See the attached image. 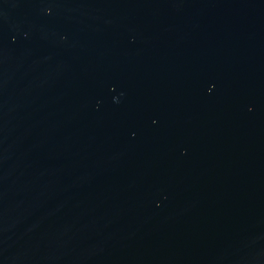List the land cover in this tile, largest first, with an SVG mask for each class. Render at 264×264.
I'll list each match as a JSON object with an SVG mask.
<instances>
[{"label":"water","instance_id":"obj_1","mask_svg":"<svg viewBox=\"0 0 264 264\" xmlns=\"http://www.w3.org/2000/svg\"><path fill=\"white\" fill-rule=\"evenodd\" d=\"M0 264H264V0H0Z\"/></svg>","mask_w":264,"mask_h":264}]
</instances>
